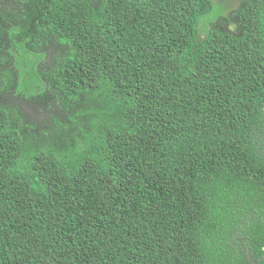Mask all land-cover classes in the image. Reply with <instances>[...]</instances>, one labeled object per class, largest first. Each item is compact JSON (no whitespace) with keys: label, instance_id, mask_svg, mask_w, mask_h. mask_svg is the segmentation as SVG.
Wrapping results in <instances>:
<instances>
[{"label":"trees","instance_id":"16d2710c","mask_svg":"<svg viewBox=\"0 0 264 264\" xmlns=\"http://www.w3.org/2000/svg\"><path fill=\"white\" fill-rule=\"evenodd\" d=\"M233 1L0 0V95L45 114L0 102V264H264V0Z\"/></svg>","mask_w":264,"mask_h":264},{"label":"rangeland","instance_id":"374dc122","mask_svg":"<svg viewBox=\"0 0 264 264\" xmlns=\"http://www.w3.org/2000/svg\"><path fill=\"white\" fill-rule=\"evenodd\" d=\"M239 0H235L232 3V8L238 7ZM229 28L235 29V22H232L229 25ZM236 30V29H235ZM49 61H51V58L49 57ZM0 102L3 104H7L12 106L14 109H20V112H22L28 119H33L35 121L44 120V113H41L40 105L37 103H31L29 101H24L21 98H18V96L14 95L13 92H6L5 94L0 95ZM47 117V116H46Z\"/></svg>","mask_w":264,"mask_h":264}]
</instances>
